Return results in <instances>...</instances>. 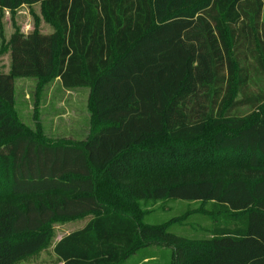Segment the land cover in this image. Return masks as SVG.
<instances>
[{
	"label": "trees",
	"instance_id": "trees-1",
	"mask_svg": "<svg viewBox=\"0 0 264 264\" xmlns=\"http://www.w3.org/2000/svg\"><path fill=\"white\" fill-rule=\"evenodd\" d=\"M39 2L54 32L12 34L0 73L10 198L0 264L39 253L53 224L87 217L53 247L62 264H122L153 246L169 248L172 264H264V89L249 88L264 87L262 0H0V9ZM21 78L87 89L96 129L77 144L36 139L13 112ZM221 163L257 177H222L212 170ZM138 200L210 203V239L181 243L144 226Z\"/></svg>",
	"mask_w": 264,
	"mask_h": 264
},
{
	"label": "rangeland",
	"instance_id": "rangeland-1",
	"mask_svg": "<svg viewBox=\"0 0 264 264\" xmlns=\"http://www.w3.org/2000/svg\"><path fill=\"white\" fill-rule=\"evenodd\" d=\"M262 24L264 27V0ZM54 27L48 23L42 14V3L21 5L13 11L0 9V73L7 74L10 67L9 39L19 32L23 35L34 31L49 35ZM251 84V92L264 89L259 80ZM13 112L16 120L31 131L37 139L48 143L77 144L85 140L95 129L89 107V91L77 89L66 91L57 80L39 87V82L33 78L16 79L14 81ZM249 109L242 108L235 114L243 116ZM260 114L259 112L256 113ZM155 147L148 145L147 147ZM150 147V148H151ZM238 165V164H237ZM221 163L214 170L222 177H237L253 181L257 176L245 171V167ZM0 184V208L10 199ZM107 189H104L106 191ZM142 213L141 222L148 227L165 226L168 232L176 236L181 243L202 244L211 237L214 213L210 203L173 201V200H138ZM78 228L77 223H56L50 228L49 243L35 256L26 258L18 264H55L52 255L54 243L61 237L70 234ZM172 251L169 248L149 247L140 250L128 259L126 264H135L142 256H153L156 261L149 264H172Z\"/></svg>",
	"mask_w": 264,
	"mask_h": 264
},
{
	"label": "crops",
	"instance_id": "crops-1",
	"mask_svg": "<svg viewBox=\"0 0 264 264\" xmlns=\"http://www.w3.org/2000/svg\"><path fill=\"white\" fill-rule=\"evenodd\" d=\"M91 219V217H87V218H84V219H82V220H77V221H74V222H70V224H72V225H74V224H76L77 223V226H78V228L75 230V231H73V232H76V231H79V230H81V229H83L84 228V226L87 224V222L89 221ZM73 232H71V233H73ZM70 233V234H71ZM67 235H69V234H67ZM67 235H65V236H63V237H61V238H59L55 243H54V245H53V247L55 246V244H57L62 238H64V237H66ZM53 247H52V250H53ZM147 250V249H146ZM137 254V253H136ZM52 255H53V258H54V260L56 261V263L55 264H62L55 256H54V254H53V252H52ZM135 255V254H134ZM133 255V256H134ZM132 257V256H131ZM130 257V258H131ZM129 258V259H130ZM128 260V259H127ZM126 260V261H127ZM126 261H124L122 264H126L125 262ZM154 261H156V259L153 257V256H148V255H144V256H142L135 264H149V263H151V262H154ZM20 262H23V261H20ZM20 262H18V263H20ZM18 263H16V264H18Z\"/></svg>",
	"mask_w": 264,
	"mask_h": 264
}]
</instances>
